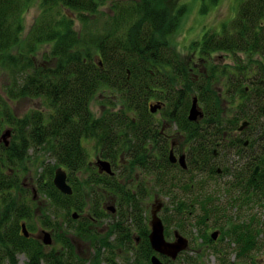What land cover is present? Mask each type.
Listing matches in <instances>:
<instances>
[{
  "label": "trees",
  "instance_id": "trees-1",
  "mask_svg": "<svg viewBox=\"0 0 264 264\" xmlns=\"http://www.w3.org/2000/svg\"><path fill=\"white\" fill-rule=\"evenodd\" d=\"M167 1L0 0V69L10 77L6 96L0 92V130L10 127L13 134L9 146L0 144V264H17L19 254L27 256L25 264H75L73 250H59L64 240L59 230L66 224L77 233L86 229L74 213L69 219L71 211H83V192L91 200L108 193L115 209L123 210L111 230L118 232V244L109 243L115 256L124 233L132 234L123 222L141 221L150 212L144 203L147 181L156 182L147 192L158 189L172 199L162 200L168 226L175 221L184 233L192 218L198 234L189 236L191 244L187 240L191 250L192 244H204L220 255L217 264H255L246 260L264 254V150L245 172L224 164L229 181L210 148L242 155L245 141L225 131L244 124L252 130V142L264 139L257 130L264 120V0H231L232 19L192 42L190 52H197L192 64L171 41L188 5L172 10ZM209 1L211 12L224 0ZM34 5L39 14L24 36L26 13ZM218 52L232 55L234 62L217 64ZM101 92L104 109L96 117L90 107ZM21 98L38 99L45 107L18 119L9 101ZM195 98L204 118L194 123L189 117ZM153 100L162 104L159 120L151 111ZM174 126L186 135L175 150L187 151V169L169 161L173 143L165 137ZM92 141L96 156L122 162L123 175L134 183L124 186L114 171V177H101ZM58 168L68 172L71 195L54 186ZM25 178L35 181L38 198ZM91 205L99 213V201ZM23 222L29 231L42 224L53 232L60 243L56 251L46 253L42 242L26 237ZM216 230L220 234L213 238ZM89 236L94 244L107 245L94 239L95 233ZM144 242L137 254L143 262L136 264H148L154 251L148 239ZM185 257L188 264L200 262Z\"/></svg>",
  "mask_w": 264,
  "mask_h": 264
},
{
  "label": "rangeland",
  "instance_id": "rangeland-1",
  "mask_svg": "<svg viewBox=\"0 0 264 264\" xmlns=\"http://www.w3.org/2000/svg\"><path fill=\"white\" fill-rule=\"evenodd\" d=\"M182 3H186L188 5V10L189 13H186V19H184L183 24H180L179 29L176 31V33H174L172 35L171 41L172 43L176 46V48L181 51L182 57L189 59L190 63L192 64V62H194V60L197 59V56H195L194 54H197V52H190V47L192 46V42L194 40H200L202 37V34L208 30V29H212L215 26V29L220 30L221 29V25L223 23H226L228 20L232 19V16L235 15L236 13V7L233 9L231 8V0H224L223 2H221L218 5H216L212 11L210 12L211 9V3L209 0H169L167 1V5L170 9L175 10L177 7H179ZM203 3L206 4V12L203 13ZM218 6V7H217ZM234 7V6H233ZM214 11V12H213ZM213 12V13H212ZM209 13V14H208ZM212 13V14H211ZM39 11L37 9V6L34 5L31 7V9L26 13V17H25V33L24 36L27 35V33L30 30V27L32 26V24L35 21V18L38 16ZM72 17H74V15H72ZM80 28V23H77V29ZM178 32V33H177ZM184 44L186 47H184ZM178 50V51H179ZM179 51V52H180ZM188 56V57H186ZM214 58L217 60V64H229L231 63L232 60V55H226L222 52H218L217 55H214ZM234 62V61H233ZM199 64H202L200 61L198 62ZM197 64V65H199ZM201 66V65H199ZM253 79V76H252ZM10 81V77L8 74V71L4 70V69H0V92L5 95V87L8 85ZM225 93V91H224ZM102 92L99 93L97 95V99H94L91 103V110L93 111V113L96 115V117H99L102 115V111L104 109V107L102 106V104L100 103V100H102ZM11 108L13 109L15 115L17 116L18 119L24 118L25 115L27 113H29L32 110H41L42 108L45 107V105L43 106L42 101L38 100V99H32V98H21L18 99L16 101H9ZM157 103V101L153 100L150 102V105L153 104L155 105ZM162 112V111H161ZM161 112H159V110H157L156 112H154L153 114H155V119L159 120L161 119L162 115ZM204 118L203 114H199L198 118L196 120H193L192 122H198L200 120H202ZM264 120H259L258 123L260 124V126L257 127L258 133H263L264 129L261 127V124H263ZM10 127H5V128H1L0 130V138L1 136L7 134V129ZM177 127L174 126V128H172L171 130H168L167 132L170 134V137L172 140V142L175 143V145L177 144V146L180 147V145H182V143L184 142V140L186 139V135L182 132L177 134L176 133V129ZM226 135L228 137H230L231 135L233 136H241V140L245 141V145L244 147H242L241 149H243V153L242 155L238 156L235 153H230V151H226L225 149L223 150V147L217 146H211V149H214V152H216L217 155V159L220 160L217 163V167L218 170H220V174H223V178L231 181L230 176H227L226 174L228 173V171L224 168V164H228V166L230 165H235L239 166V168L245 172L247 170V168L249 167V161L252 158H260L262 156L261 152L263 153L264 150V139L261 141L260 139L257 140V142H252V130L251 128H243V126L240 127V130H231V131H225ZM260 135V134H259ZM6 140V137H5ZM211 141V140H210ZM93 144L92 146H90L89 148L92 150L91 151V156L94 155V157H96V154L99 153V151L97 152L96 150V145L95 142L92 141ZM212 142V141H211ZM259 146V147H258ZM263 149V150H262ZM182 153H187L186 150L182 149L181 152H177V154H182ZM234 154V155H232ZM260 154V157L258 156ZM252 161V160H251ZM224 162V163H223ZM31 170H33V167H31ZM256 173V172H255ZM170 176V175H167ZM87 175L84 174L81 176V178L84 180V178H86ZM126 175H123V173H120V175H117V178L121 181V182H127L126 179ZM26 185L28 186L30 185V183H32L31 179H26L25 180ZM128 185V184H123ZM87 191V190H86ZM88 192V191H87ZM83 199L85 200V206L83 211L78 212V211H71L69 213V219L70 217H72V214L76 212V214L78 216H80L78 219H80V222H86V229L83 230V232H76L75 229H71V226L66 224L63 225L61 227V229L59 230V234L62 235V238H64V240H61V245H63L65 247L66 250L71 251L73 250V256L77 257L78 259H84L87 262L90 261L92 259V255L94 256V250L92 248V252L88 249L92 246L93 241H92V237L89 236V234H92V232H95V226L92 225V228L90 227V224H92L91 222H88V214L90 213L89 208H91V211L93 212V207L91 204H93V199L91 200V197L86 193L83 192L82 194ZM150 196H148L145 200V208L150 210L151 206H149V203L152 202V200H147ZM151 198V197H150ZM225 198V197H223ZM152 199V198H151ZM167 203H169V200H166ZM90 204V205H89ZM172 207V206H171ZM37 213H39V210H37ZM65 213V212H64ZM41 214V212H40ZM67 215V213H65ZM63 215V214H61ZM197 215L193 216V219H196ZM114 218V217H113ZM90 220V219H89ZM74 221V220H72ZM77 222V220H75ZM191 221L192 218H188L187 223H188V228H187V233L186 236H191L192 234H198V229L194 228L191 225ZM88 223V224H87ZM105 228V224H103L101 226L100 229H104ZM197 229V230H196ZM46 232L50 233V230L46 228ZM28 231V230H27ZM36 233L39 234V237L41 235H43L44 231H41L39 233V231L34 230ZM103 231V230H100ZM99 232V230L97 231V233ZM43 233V234H42ZM24 234V232H23ZM29 237H30V232L28 231ZM51 234V242L48 244H45L43 242V238L41 239L43 244L45 245L44 251L46 253H50L51 251H53V247L55 248L56 251V247L58 244V242H56L55 239H53V232L50 233ZM199 243H195L192 244V250L190 251V253H187L186 256H188L189 258L193 257L194 259L197 258L198 262L197 264H217L218 263V256L220 257V255H218L216 252L206 248L204 246V244H199L201 245L200 247H195V245H197ZM152 246V245H151ZM218 246V245H217ZM72 247V249H71ZM91 249V248H90ZM136 250V249H135ZM154 250V249H153ZM54 251V252H55ZM230 256V255H229ZM183 258L185 257V255L182 256ZM186 258V257H185ZM230 259L235 258L234 254H231V257H229ZM17 260L18 263L17 264H25L28 260L27 256L25 254H19L17 256ZM237 260V259H236ZM73 261L75 263H77V260L73 258ZM192 263H195V261H193L191 259ZM250 263H255V264H264V254L262 252H260L259 254H257V257H254V260H246ZM41 264H45V262H41ZM85 264V262H84ZM176 264H188L185 261H183V259L179 260ZM247 264V263H246Z\"/></svg>",
  "mask_w": 264,
  "mask_h": 264
},
{
  "label": "flooded vegetation",
  "instance_id": "flooded-vegetation-1",
  "mask_svg": "<svg viewBox=\"0 0 264 264\" xmlns=\"http://www.w3.org/2000/svg\"><path fill=\"white\" fill-rule=\"evenodd\" d=\"M8 131H9V135H7L6 140L3 138V136H1V138H0V144L4 143L5 146H9L10 141L13 138L12 130L7 129V132ZM165 138L167 140H169L170 136L166 135ZM7 142H8V144H7ZM172 143H173V146H172V149L170 151L169 161L172 164L181 165V167L187 169V162H188L187 161V153H182V154L178 155L176 153V150H175V143L174 142H172ZM152 149H153V156L155 158L158 156V151L154 147H152ZM172 155L176 159L175 163L171 161ZM101 158L102 157L96 156L93 163H96V161H106V162L110 163L109 161L103 160ZM182 158H184L183 165L181 163ZM97 165H98V162H97ZM121 165H123L122 162H120L118 164L110 163L111 173H108L106 171H101V168L99 167L100 171L104 172V173L99 172L100 176L102 177L105 174L104 176L114 177V172L116 173V176L120 175V173H123L120 169ZM62 169L65 170L64 168H62ZM65 171H66L67 177H68V172H67V170H65ZM55 173H56V171H55ZM55 173H54V176H55ZM95 173H98V171L96 170ZM26 179L27 178H25L23 180L25 185H26V183H25ZM78 179H79V181H81L80 178H78ZM31 180H32V183H30V185H28L26 187L32 188L34 191V198H38L39 197V194H38L39 192L37 191L38 187L36 186L35 181L33 179H31ZM127 181L134 183L133 182L134 180L129 179ZM155 183L156 182L147 181V188L151 187V185H155ZM147 188H145L143 190L144 196L146 195V198L148 196H150L153 199L154 203H151V202L149 203V206H151L150 212L145 213L144 216L142 215L143 219H141V221L135 222V218L134 219L129 218L123 222V226L125 227V229L131 230L132 234L130 235L128 232L124 233L126 236L122 237V238H125V240L122 241V239H121V250H120V252H116L117 256L116 255L113 256V251H112L109 243L114 244V245L118 244V239H117L118 238V232L117 231L113 232L111 230H112L114 222H117L119 219H122V218H119L118 214H121V211L123 213V210L122 209H115V208H117V206L115 205L116 203H115V201L113 202V204L111 203L110 200L112 199V197H110V195L108 193H105L104 195L99 194L101 196V199L98 198V200H96L97 197H95L96 195L94 194L95 196L93 199L96 201H93V202L96 203L99 201L100 207H99V213L93 212L92 216L90 218V222L92 223V224H90V227L92 228V225H94L95 230H96L95 232H92V235L95 233L96 237H94V239L99 240V242L106 240L105 242H107V245L105 246V245L93 243L92 246L90 247L91 249L88 248L90 251L92 250V248L94 250V256L92 255V259L87 262L84 259H78L77 257H75V258L73 257L74 259L77 260V263H75V264H84V262H85V264H118V263L119 264H125L128 262L131 264H136L137 261L143 262L141 257H138L137 254L140 251V249L142 248V244L143 243L146 244V242H144V241H146V239H148V242L151 244L150 238H151V234L153 232L152 222H153V219L155 218L154 210H156L157 208H160V209L156 212V216L159 218V220L163 224L164 237H165L166 242L169 244L175 243L177 241V235H179L181 238L185 239L186 241L188 240L189 244H191L189 236L188 237L186 236L187 230L184 233L180 232L175 226V221H172V224L170 226H168L167 223L164 221V219H165L164 214L167 210H165L163 208L164 204L162 203V200L163 201L169 200V202H170V201H172L171 197H169V196L161 197V195H159V193L157 192L158 189H156L155 191L151 190V191L147 192ZM133 192H135V190H133ZM150 197L147 200H151ZM95 206H97V205L95 204ZM75 214H76V212H75ZM113 217H114L115 221L113 220ZM77 218H78V215H77ZM103 224H105V228L100 229ZM21 225H22V227H23V225H25L26 229L28 230L26 222H23ZM36 229H37V231H39V233L43 230L47 231L46 228L42 224L37 225ZM98 230H99V232L97 233ZM100 230H103V231H100ZM22 231H23V229H22ZM29 232H30V237L42 242V240H41L42 235L39 237V234L36 233L35 231H29ZM109 232H110V234H109ZM211 233H213V234L217 233V235H218V234H220V231L216 230V231L211 232ZM213 234H210V235L213 237ZM92 241H93V239H92ZM188 241H187L186 249L181 251L175 259H172V258H170V257H168L162 253L156 252L154 250L150 254L151 255L150 258L147 259V263L148 264H154L153 258H157L159 260L160 264H176L179 260L183 259V257H182L183 255L186 256L187 253H190L191 248H189V246H188ZM42 244H43V242H42ZM58 245H57V247H58ZM64 249H65V247L63 245H61L59 247V250H64ZM53 251H55L54 247H53ZM53 251H51V252H53ZM99 258H100V261H98Z\"/></svg>",
  "mask_w": 264,
  "mask_h": 264
},
{
  "label": "water",
  "instance_id": "water-1",
  "mask_svg": "<svg viewBox=\"0 0 264 264\" xmlns=\"http://www.w3.org/2000/svg\"><path fill=\"white\" fill-rule=\"evenodd\" d=\"M162 106V104L157 103L155 105H151V111L152 112H156L158 109H160ZM201 115L202 112L199 109L198 106V100L197 98L194 99V102L192 104V107L190 109V117L189 119L191 121L196 120L198 118V115ZM247 124H244V126H246ZM243 126V128H244ZM7 135H9V131L7 132V134L3 135V138L5 139V137H7ZM8 144V142H7ZM183 160L184 158L181 159V163L183 165ZM171 161L172 162H176L175 157L172 155L171 156ZM98 166L101 168V171H106L108 173H111V168H110V163L106 162V161H99L98 162ZM258 171V168L257 170ZM53 183L54 186L63 194L65 195H71L73 193V189L71 187V185L68 182V177H67V173L65 170H63L62 168H58L56 170L55 176L53 178ZM160 208H157L156 210H154V214H155V218L153 219L152 222V226H153V232L151 234V245L152 248L159 253H162L172 259H175L178 254L183 251L184 249H186L187 247V241L183 238H181L179 235H177V241L173 244H169L166 242L165 237H164V227L162 222L159 220V218L156 216V212L159 210ZM74 218H77V214H73ZM23 232L25 234L26 237H29L28 231L26 229V226L23 225L22 227ZM44 233V234H43ZM42 234V238H43V242L45 244H48L51 242V234L49 232H43ZM217 233L213 234V238H216ZM153 263L154 264H160L159 260L157 258H153Z\"/></svg>",
  "mask_w": 264,
  "mask_h": 264
}]
</instances>
